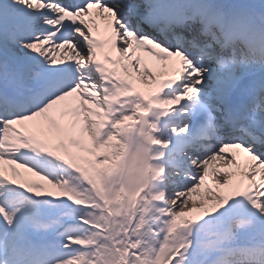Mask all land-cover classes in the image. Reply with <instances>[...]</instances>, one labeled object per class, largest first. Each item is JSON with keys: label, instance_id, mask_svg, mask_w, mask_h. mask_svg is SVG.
Segmentation results:
<instances>
[{"label": "snow or ice", "instance_id": "1", "mask_svg": "<svg viewBox=\"0 0 264 264\" xmlns=\"http://www.w3.org/2000/svg\"><path fill=\"white\" fill-rule=\"evenodd\" d=\"M82 102L108 114L93 151L66 144L85 169L122 118L133 156L144 123L156 141L126 216L57 150ZM262 170L264 0H0V264H264Z\"/></svg>", "mask_w": 264, "mask_h": 264}, {"label": "rangeland", "instance_id": "2", "mask_svg": "<svg viewBox=\"0 0 264 264\" xmlns=\"http://www.w3.org/2000/svg\"><path fill=\"white\" fill-rule=\"evenodd\" d=\"M127 94V89H119L116 95H113L114 99H111L112 103L117 100L118 96ZM150 99L151 97L149 100ZM152 101L153 103H159L156 101L155 97H152ZM144 115L145 112L141 110V121H143ZM105 116L108 119V114L106 112ZM52 120L49 121L50 127L60 129L61 131V135L58 137L59 142L57 144V150L64 152V154L68 156L69 162L74 167H77L78 170L91 172L96 178L101 193H104V183L105 181H108L111 186V191L109 193L111 200L114 205L118 204L122 209H124L123 213L125 210L127 211V205L131 204L133 207L135 206L136 198L139 197L140 192L143 191V187L148 186L146 182L154 176L159 175L156 171L157 167L148 162L144 155L146 153L147 156H149L151 152H148L147 150L150 148L151 144L156 143L154 140H150L149 143H145L147 138L145 134L149 132V126L147 123H144L142 128L138 129L132 138V150L136 151L139 149V155L133 156L125 145L117 139L118 136L131 129L136 123L125 117L122 118V121H117V126L119 125V127L116 132H110L108 134V140L105 141L104 148L102 149L103 160L100 164L90 165L87 169H85L82 163L85 160V157L67 152L66 144H70L79 149L81 153L93 151L95 148V140H93L91 146H88L83 142L82 138L85 134H87L90 140H92L93 137L102 139L103 133L101 132V129L105 128L106 122L103 124L93 122L94 130L91 132L87 131V126H85V129H80L77 132L75 129L71 130V127H75L77 124L76 122H71L70 125L67 126H61L55 119L54 123H52ZM65 128H69L70 131L65 133ZM134 137L137 138V140L135 139L136 143L134 142ZM134 176L141 177V181L136 185H131L129 180ZM118 184H120L121 195L120 193L118 194ZM203 193L207 196L213 195L210 188H206L203 192H201V196ZM184 220L185 219L178 216L176 217V224L179 225L183 223ZM179 238V234H177V236L170 242L174 243ZM164 251L165 250L162 248V254L159 257L157 264H167V261L163 258Z\"/></svg>", "mask_w": 264, "mask_h": 264}, {"label": "bare ground", "instance_id": "3", "mask_svg": "<svg viewBox=\"0 0 264 264\" xmlns=\"http://www.w3.org/2000/svg\"><path fill=\"white\" fill-rule=\"evenodd\" d=\"M84 91H87V89H85ZM89 95H96L93 92H88ZM98 100V98H97ZM98 107L96 109H93V105L89 106L88 103L82 102L79 105L76 106H69V108L66 110V115L70 116L72 118L71 121H76L79 122V120L81 118H83L84 120V124L87 125V131L91 132L94 130V126L92 124V121H97L100 120V115H102L103 113V109H101L99 107V104H97ZM87 114V116H85ZM52 123H54V119L52 120ZM152 153H150L149 156H151ZM264 171V170H262ZM200 199L204 200L210 197V195H206L203 193V195L201 196V193L199 194ZM180 218L185 219L184 216H179Z\"/></svg>", "mask_w": 264, "mask_h": 264}]
</instances>
